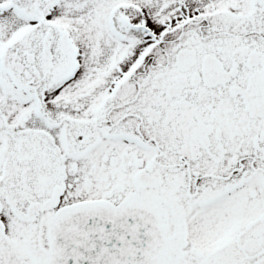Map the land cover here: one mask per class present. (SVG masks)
Masks as SVG:
<instances>
[{
  "label": "snow or ice",
  "instance_id": "snow-or-ice-1",
  "mask_svg": "<svg viewBox=\"0 0 264 264\" xmlns=\"http://www.w3.org/2000/svg\"><path fill=\"white\" fill-rule=\"evenodd\" d=\"M0 264H264V0H0Z\"/></svg>",
  "mask_w": 264,
  "mask_h": 264
}]
</instances>
